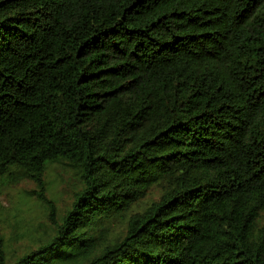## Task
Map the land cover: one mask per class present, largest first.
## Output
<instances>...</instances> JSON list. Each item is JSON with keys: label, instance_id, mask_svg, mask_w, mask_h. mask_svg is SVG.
<instances>
[{"label": "trees", "instance_id": "trees-1", "mask_svg": "<svg viewBox=\"0 0 264 264\" xmlns=\"http://www.w3.org/2000/svg\"><path fill=\"white\" fill-rule=\"evenodd\" d=\"M4 176L52 226L0 264H264V0H0Z\"/></svg>", "mask_w": 264, "mask_h": 264}, {"label": "rangeland", "instance_id": "rangeland-1", "mask_svg": "<svg viewBox=\"0 0 264 264\" xmlns=\"http://www.w3.org/2000/svg\"><path fill=\"white\" fill-rule=\"evenodd\" d=\"M17 178H0V235L4 237L14 256L31 248L32 233L39 235L52 226L47 211L37 200L36 193L39 188L29 180ZM45 181L47 197L55 205L56 220H61L79 188V175L66 163H54L46 170ZM158 196V189L151 190L143 204L157 199ZM123 226L118 222L112 223L110 236L118 234Z\"/></svg>", "mask_w": 264, "mask_h": 264}]
</instances>
